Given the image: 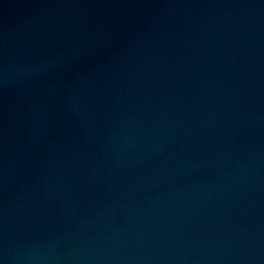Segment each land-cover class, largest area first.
<instances>
[{
	"label": "water",
	"instance_id": "water-1",
	"mask_svg": "<svg viewBox=\"0 0 264 264\" xmlns=\"http://www.w3.org/2000/svg\"><path fill=\"white\" fill-rule=\"evenodd\" d=\"M0 264H264V0H0Z\"/></svg>",
	"mask_w": 264,
	"mask_h": 264
}]
</instances>
